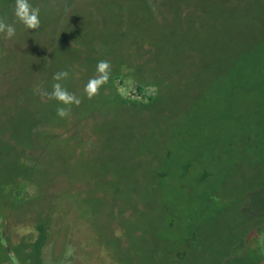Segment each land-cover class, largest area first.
Instances as JSON below:
<instances>
[{
  "label": "rangeland",
  "instance_id": "rangeland-1",
  "mask_svg": "<svg viewBox=\"0 0 264 264\" xmlns=\"http://www.w3.org/2000/svg\"><path fill=\"white\" fill-rule=\"evenodd\" d=\"M29 2L40 8L39 29L19 22L15 0H0V18L16 29L11 39L0 34V213L2 230L10 237L5 245L15 253L11 262L20 261L18 253L25 254L22 247L34 241L37 225L43 223L50 228L43 264H221L229 254L240 253V238L264 219V86L243 100L248 103L243 120L253 112L249 104L260 118L256 135H222L215 149L225 156V164L236 163V187H241L243 172L253 171L248 178L251 190L229 191L235 201L205 208L193 220L197 228L192 231L177 228L179 211L163 203L158 177L166 159L194 153L190 129L172 134L189 118L208 120L192 92L210 91L205 84L209 75L191 80L190 96L173 102L159 119L139 111L131 104L136 102L114 97L105 85L92 99L84 88L97 75L98 62L110 61L111 74L124 68L120 60L126 50L117 55L116 33L151 35L161 28H142L153 11L164 14V22L172 26L168 34L184 45L191 39L177 27L178 11L196 17L203 29L211 26L220 39L209 32L203 38L207 46L221 43L223 56L235 58L242 70L251 71L250 77L262 79L264 59H250L253 53L264 56V0ZM205 51L222 56L218 50ZM60 70L70 72L62 83L82 100L72 106L68 118L57 115L63 105L39 94L52 90L53 75ZM242 150L257 156L254 166L242 161ZM171 202L180 207L175 197ZM253 239L250 245L259 242L264 250V232ZM11 262L0 250V264Z\"/></svg>",
  "mask_w": 264,
  "mask_h": 264
},
{
  "label": "trees",
  "instance_id": "trees-1",
  "mask_svg": "<svg viewBox=\"0 0 264 264\" xmlns=\"http://www.w3.org/2000/svg\"><path fill=\"white\" fill-rule=\"evenodd\" d=\"M203 11H197L196 13L200 12L198 14H201ZM167 14H169V11ZM150 15L142 28L146 29L151 26L152 31H155L156 24L165 31L157 28V32L155 31L151 35L144 32L130 35L124 30L116 33L114 35L116 36L114 38L115 44L119 46L117 55L126 50L123 54L125 57H121L120 60V65H124V68L120 67V70L110 75L104 89L111 91L114 97L126 100L125 102H136L131 104L140 109L139 111H146L148 116L152 114L156 116V119H159L160 115H164L163 113L169 107H172L170 105L173 102L181 103V100L187 99L185 96H190L192 92L189 89L191 80L196 81L205 75H209V81L205 84L211 90L206 92L204 89L203 92H197L193 89L196 93L192 92V99L197 101L202 110H206V113H203L202 116L208 115V120L205 121L203 117L195 120L189 118L187 121L190 122L183 121L175 126L176 128L172 134V136L180 135L183 129L186 132L190 129L192 135L190 141L196 145L193 156L181 155L179 160L174 157L166 159L158 177L159 189L164 199L163 203L169 210L176 207L174 211L176 213L179 211L177 221H175L177 228L192 231L197 228V223L194 224L193 220L199 218L205 208L208 206L223 207L235 201L236 197L229 191L233 192L235 190L245 194L251 190L248 178L252 176L253 171L246 173V175L243 172L240 176L242 177V183H239L241 187H236L233 176L238 167L232 165L236 163L225 164L223 162L225 156L217 153L215 149L218 144L220 145L222 135H256L257 121L260 118L255 113L254 105L249 104L253 108L249 118L243 120L241 114L243 115L244 105L248 104L244 103L243 100L246 98L248 101L256 87L264 86V78H257V74L250 77L247 73L251 71L242 70L241 62L237 63L238 61L235 58L223 56L226 49L221 43L212 42L210 46H207L203 38L210 32L211 36L220 39V33L211 29V26L203 29L201 24L197 22L196 17L193 19L187 17V13L183 10L178 11L177 15L174 16L179 31L190 37L191 43H189V46L177 42L168 34L172 26L164 22V14L153 11L150 12ZM158 31H161L163 35ZM206 48L213 52L221 51L222 56H219V54L210 55V52L206 53ZM255 49L252 51L255 52ZM198 51H202L206 55L197 57L195 52ZM250 54L251 51L246 52L244 57L249 59ZM255 58L263 60V52L262 54L255 53V55L253 53L250 60ZM119 78L131 81L139 86L149 83L155 84L158 87V94L145 102L126 99L118 91L116 82ZM161 103L162 106H165H161L162 111L158 110L161 112L156 115L155 113L158 111L154 109H160ZM226 149H229V146ZM250 152V150L241 151V159L242 161L245 160L244 163L249 162L247 163L248 167L254 166L253 164L258 159L257 156L253 158ZM227 157L230 159L232 156L228 154ZM215 161H218L220 165H214L213 162ZM223 192H227L225 196H222ZM171 197H175L176 202L179 200V208L178 205L175 206L176 203L171 202ZM263 222L264 219L259 224ZM48 228L44 223L37 225L38 236L28 246L22 247L26 252L25 254H22L23 252L18 253V259L20 260L18 263L11 262L14 249L5 245V242L10 239L5 233L0 235V250L7 252L11 264H43L42 248L48 238L47 232L50 230ZM262 232H264V228L255 230L250 238L249 248L245 255L241 258H232L227 264L234 262L239 264H264V250L261 244L258 242L255 247L250 245L252 240L256 239H253V237H257ZM245 234L246 232L240 238L242 248Z\"/></svg>",
  "mask_w": 264,
  "mask_h": 264
},
{
  "label": "clouds",
  "instance_id": "clouds-1",
  "mask_svg": "<svg viewBox=\"0 0 264 264\" xmlns=\"http://www.w3.org/2000/svg\"><path fill=\"white\" fill-rule=\"evenodd\" d=\"M15 15L19 22L23 23L28 29H39L41 26L40 8L33 6L29 0H15ZM0 34H4L6 39H11L16 34L15 26L6 23L3 18H0ZM97 75L90 78L85 85L84 92L88 99H92L99 95L100 89L108 83L111 75V63L107 60H102L97 64ZM70 77L68 70H60L53 75L52 90H40L39 94L42 98L58 101L62 107L57 108V115L60 118H68L71 115L72 106H79L82 103L80 97L75 93L70 92L62 83V81Z\"/></svg>",
  "mask_w": 264,
  "mask_h": 264
},
{
  "label": "built area",
  "instance_id": "built-area-1",
  "mask_svg": "<svg viewBox=\"0 0 264 264\" xmlns=\"http://www.w3.org/2000/svg\"><path fill=\"white\" fill-rule=\"evenodd\" d=\"M116 85L120 95L131 101L145 102L158 94V87L151 83L139 86L131 81L119 78ZM1 223L2 217L0 213V235L4 233Z\"/></svg>",
  "mask_w": 264,
  "mask_h": 264
},
{
  "label": "water",
  "instance_id": "water-1",
  "mask_svg": "<svg viewBox=\"0 0 264 264\" xmlns=\"http://www.w3.org/2000/svg\"><path fill=\"white\" fill-rule=\"evenodd\" d=\"M259 228H264V222L258 225H255L253 227H251L245 234L244 239H243V249L240 253L234 254L231 253L228 256L225 257V259L222 261L221 264H227V262L235 257H243L245 255V253L247 252L248 248H249V241L250 238L252 236V234L254 233L255 230L259 229Z\"/></svg>",
  "mask_w": 264,
  "mask_h": 264
}]
</instances>
